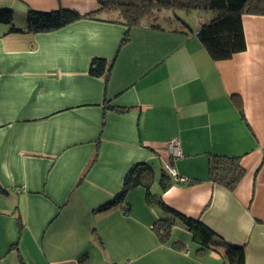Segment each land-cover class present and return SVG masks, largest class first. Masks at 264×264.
<instances>
[{"label": "crops", "instance_id": "0c3cea01", "mask_svg": "<svg viewBox=\"0 0 264 264\" xmlns=\"http://www.w3.org/2000/svg\"><path fill=\"white\" fill-rule=\"evenodd\" d=\"M96 6L0 0L19 27L28 9ZM242 26L245 49L213 60L193 26L144 23L120 47L125 26L98 19L36 33L7 34L0 23V264H79L84 254L88 264H222V249L197 251L177 219L159 242L152 224L167 214L141 185L128 190L127 211L97 210L144 162L167 207L242 244L244 264H264V15L243 14ZM93 57L113 59L107 80L89 75ZM105 99L128 109H105ZM171 139L180 156L166 152ZM209 154L239 157L245 173L233 190L207 180ZM170 160L177 176L160 192Z\"/></svg>", "mask_w": 264, "mask_h": 264}, {"label": "trees", "instance_id": "16d2710c", "mask_svg": "<svg viewBox=\"0 0 264 264\" xmlns=\"http://www.w3.org/2000/svg\"><path fill=\"white\" fill-rule=\"evenodd\" d=\"M163 10L172 11L173 19L186 33H191V28L180 16L176 15L174 10H181L184 13L193 10L210 12L209 21L201 24L195 35L211 59L225 60L245 49L242 15H264V0H97L96 8L85 14L62 7L52 11L28 9L24 27L16 26L13 23L12 8L2 7L0 8V23L8 25L7 34L36 33L58 29L81 18L98 19L125 26L121 47L129 39L132 27L146 23L151 27L159 28L161 24L157 20ZM166 14L163 19L169 21L171 17ZM112 64L113 59L93 57L89 62L88 73L91 76L103 77L107 80ZM104 102L105 109H112L116 112H124L128 109L110 105L106 99ZM96 154L97 144L90 163L95 160ZM169 164L172 166L171 160ZM244 173L245 170L240 164L238 156L208 155L207 180L214 184L233 190ZM153 174L154 170L151 164L147 162L133 164L124 176L120 191L111 201L100 206L97 210L102 212L115 206H121L123 210L127 211L129 204L125 197L128 190L141 185L145 189L147 201L150 204H157L159 209L167 214L156 219L152 224V230L159 242L164 243L169 239L177 219L189 231L193 242L197 245V251H203L206 248L217 250L220 247L222 249L219 252L222 264H244V246L242 244L226 241L199 219L187 217L167 207L160 194L151 193L150 185ZM200 181V179H185L184 181L176 180V183L193 185ZM158 184L160 192L173 184V180L164 168L160 169ZM78 259L79 264H88L86 254L81 255Z\"/></svg>", "mask_w": 264, "mask_h": 264}, {"label": "rangeland", "instance_id": "374dc122", "mask_svg": "<svg viewBox=\"0 0 264 264\" xmlns=\"http://www.w3.org/2000/svg\"><path fill=\"white\" fill-rule=\"evenodd\" d=\"M174 11H175L176 15L180 16L186 23L189 24L190 27L191 26L199 27L201 24L208 22L210 17H211V13L210 12H198V11H194L193 10V11H191L189 13H184L181 10H174ZM166 12H167V14H166ZM161 13L162 14L159 15V19L157 20V22L159 24H161V25L162 24L163 25H165V24H173L175 26H180V24H178L177 21L173 19L174 17H172V11L163 10ZM165 14L166 15H170L171 18L169 19V21H166V20L163 19ZM16 20H18L17 17H16ZM145 21H147V19H145ZM154 169H155V172H156L155 175H156V179H157V175H158L159 169H158V167H155ZM156 190L157 189H156V180H155L153 182V184H152L151 192L154 193V192H156Z\"/></svg>", "mask_w": 264, "mask_h": 264}, {"label": "built area", "instance_id": "2783aa9c", "mask_svg": "<svg viewBox=\"0 0 264 264\" xmlns=\"http://www.w3.org/2000/svg\"><path fill=\"white\" fill-rule=\"evenodd\" d=\"M166 152L170 157H177L180 156V149H179V143L176 139H171L166 144ZM167 173L171 176H177L174 169L168 164L164 168ZM177 180L184 181L185 179L183 177H177Z\"/></svg>", "mask_w": 264, "mask_h": 264}]
</instances>
